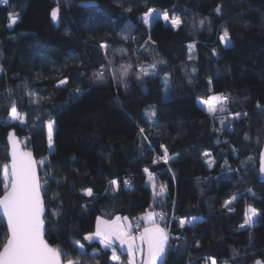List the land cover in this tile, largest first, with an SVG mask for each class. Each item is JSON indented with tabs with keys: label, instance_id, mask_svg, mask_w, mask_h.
<instances>
[{
	"label": "trees",
	"instance_id": "obj_1",
	"mask_svg": "<svg viewBox=\"0 0 264 264\" xmlns=\"http://www.w3.org/2000/svg\"><path fill=\"white\" fill-rule=\"evenodd\" d=\"M56 7L58 27L50 18ZM149 9L182 23L157 17L148 26ZM200 19L202 29L194 26ZM225 30L227 46L219 39ZM143 66L155 76L141 78ZM218 89L229 101L207 113L198 100ZM13 106L22 123L9 121ZM11 129L36 158L46 240L66 253L64 264H114L111 249L85 235L98 217L142 226L148 212L169 234L162 264H264V0L0 2V196ZM249 206L258 220L241 227ZM181 219L193 222L181 228ZM6 237L0 218V248ZM126 256L115 264H127Z\"/></svg>",
	"mask_w": 264,
	"mask_h": 264
},
{
	"label": "snow or ice",
	"instance_id": "obj_2",
	"mask_svg": "<svg viewBox=\"0 0 264 264\" xmlns=\"http://www.w3.org/2000/svg\"><path fill=\"white\" fill-rule=\"evenodd\" d=\"M0 2L7 3L8 0H0ZM152 9H149L147 13L143 14L144 23L150 22V13ZM221 11V6H217V12ZM165 21L169 20L167 12L163 16ZM18 17L10 13V20L12 24L17 22ZM53 21L57 20V10H52ZM182 23L181 19L176 17L171 19V26L176 28ZM203 20L200 21L202 25ZM220 41L227 46L231 43L229 39V32L225 30L220 36ZM215 54V53H214ZM101 67H104L103 65ZM155 68V65L152 66ZM144 76L150 75L146 69L140 70ZM195 71V69H193ZM128 74V69L125 68L119 73L120 81L123 83L125 77ZM97 80H103L104 74L97 72L95 74ZM115 78V74H114ZM140 77L138 76V79ZM65 81H61V84ZM214 101H220V110L223 111L226 104L229 101V97L224 95H216L210 98ZM209 113H215L217 106L215 104H208ZM12 119L23 120V116L17 113L16 107L11 108L10 113ZM155 115V112H152ZM239 113L235 114L234 118H238ZM224 123L223 121L221 122ZM143 132V129H141ZM53 125L51 122L48 124V142L52 144ZM11 171L9 166H4V180H5V192L3 197H0V209L3 211V216L7 219V238L0 248V264H61V253L57 248L50 247L43 239L42 233L44 231V220L41 218L43 212L42 201L40 197V190L42 185L39 183L35 162L31 158V153H22L17 151L15 144L12 150ZM168 162L167 150L165 149L164 156L161 157ZM261 172L264 173V153L261 154ZM145 172H148L145 169ZM151 179V173H149ZM112 185H116V181L113 180ZM129 182L125 181L127 185ZM165 187H160V194H163ZM155 194V193H154ZM87 195L91 196V189L87 190ZM230 203L226 202V205ZM258 215L257 209L249 206L245 213V221L241 227L252 226L255 223V218ZM153 213H148L144 219L151 225L145 227L144 231L138 238L130 237L129 228L126 225H122L119 221L120 218L116 217L113 221H104L97 218L96 231L93 234L84 237L85 240L91 241L94 237H99L100 242L105 247H110V241L113 237L118 239L120 243L127 244L128 255L130 258L134 257L136 251H140L144 255L142 256L141 264H162L164 257L167 254L169 234L165 229L161 228L153 218ZM195 219V218H193ZM192 220L181 219L179 221L180 227L183 228L186 225L192 224ZM139 239L140 244L137 245L136 240ZM78 243V242H77ZM83 249V245H79ZM146 247V252H145ZM114 260L118 259L113 250ZM67 264H79L78 261L68 260ZM132 264H135V260H132ZM212 264H216L213 259ZM256 264H261L257 261Z\"/></svg>",
	"mask_w": 264,
	"mask_h": 264
},
{
	"label": "rangeland",
	"instance_id": "obj_3",
	"mask_svg": "<svg viewBox=\"0 0 264 264\" xmlns=\"http://www.w3.org/2000/svg\"><path fill=\"white\" fill-rule=\"evenodd\" d=\"M163 16H164V14H160L158 11L153 10L152 13H150V22L147 23L146 25H148V26L151 25L152 21H153L155 18H157V17H161L165 24H169V23L171 24V19L168 20V21H165L164 18H163ZM143 21H144V20H143ZM200 21H201V19H200V20H196V23H195V25H194L196 28H198V29H202V28H204V27L207 26L206 20H203L204 23H203L202 25L200 24ZM222 44L225 46V44H224L223 42H222ZM228 45H229V44H228ZM188 57H189L190 60L195 59L194 45H192V44H190L189 47H188ZM142 68H143V69H146V70L150 73V75H148V76H144L143 73L140 71ZM138 75H139L141 78H145V77H153V76H155V71H154V69H153L152 67H150V66H143V67H140ZM162 82H163V83H166V86H167V80H166L165 78L162 79ZM220 86H221V85H220ZM216 95H221L219 89L216 90V92L213 90L212 94H211L207 99H199V100H198V104H199L200 107H202L207 113H209V111H208V104H209V103L215 104V105L217 106V110H218V108H219V107H218V103H219L220 101H214V100H211V99H210L211 97L216 96ZM167 96H168V90H167V87H166V88L164 89L163 98L166 99ZM153 111H154V106H153V105L148 106V107L146 108V110H145V117H146L149 121H151V114H152ZM210 114H212V113H210ZM9 121H10V122H14V123H22V122H23V120H14V119H12L11 115H10V117H9ZM49 122L52 123V125H53V129H54V124H53V122H52V121H49ZM49 122H47V123L45 124V130H46V136H47V146H48V149L51 150V146L49 145V142H48V124H49ZM2 179H3V183H4V189H5L4 169H3V173H2ZM257 212H258V211H257ZM148 213H149V212H148ZM148 213H144V214H142V216H141V219L144 221V225H143V227H142V226H139L140 221H137L135 218H131V219H130L128 216L119 217V218H120V221H119V222H120L122 225H126V226H128L130 237L138 238V237L140 236V234L144 231L145 227H150V226H151V225H150V224L144 219V217H145ZM150 213H152V212H150ZM153 214H154V213H153ZM154 217H155V215H154ZM98 218H100L101 220H104V221H113V220L116 219V217H115L114 219H112V220H106V219H103V218H101V217H98ZM155 219H156V217H155ZM257 220H258V215H257L256 218H255V223H254V225L256 224ZM136 222H137V223H136ZM96 224H97V219H96V222H95V228H94V231L91 232V233L86 234L85 236L95 233V231H96ZM157 224H158L161 228L165 229V228L161 225V223H157ZM243 224H244V223H243ZM243 224H242V225H243ZM140 225H141V224H140ZM252 226H253V225H252ZM244 227H248V226H244ZM134 231H136L137 233H134ZM165 231H166V229H165ZM93 240H99V241H100V238H99V237H94L91 241H93ZM86 241H88V240H86ZM91 241H89V242H91ZM100 243H101V242H100ZM109 243H110V245H111L110 247H105L104 245H102V246L104 247V249H111V260H112V263H114V264H115V263H120V260H121V259H120V253H123V254H127V256H126V263H127V264H132V260H133V259L135 260V264H141L142 256H143L144 254L141 253L139 250L136 251V252L134 253V257L130 258V256L128 255L127 244H123V245H122V244L120 243V241H119L118 239H116L115 237H113L112 240H111ZM136 243H137V245L140 244L139 239L136 240ZM79 245H80L79 243H76V247H77V249L80 250V251H83V249H81V248L79 247ZM113 250H115V254H116V256L118 257V259H115V260H114V259L112 258V257H113ZM145 252H146V247H145ZM65 264H67V262H66ZM158 264H159V262H158ZM205 264H212V261H210V262H206Z\"/></svg>",
	"mask_w": 264,
	"mask_h": 264
},
{
	"label": "water",
	"instance_id": "obj_4",
	"mask_svg": "<svg viewBox=\"0 0 264 264\" xmlns=\"http://www.w3.org/2000/svg\"><path fill=\"white\" fill-rule=\"evenodd\" d=\"M94 2H89V1H84V2H80V5L82 6H89V5H93ZM57 10V20L56 21H53L52 19V11H51V14H50V18L52 20V22L54 23V25L56 27L59 26V22H60V18H59V9L56 7L54 8ZM6 144H7V158H8V162H7V165L9 166V171H11V160H12V150H13V145L15 144V148L17 149V151L19 152H22V153H31V158L32 160L35 162V168H36V175H37V178H38V181L40 183V177H39V172H38V166H37V162H36V158L34 156V153L25 148L23 145H22V142L20 140V138L18 137V135L15 133V130L14 129H11L9 130L8 134H7V138H6ZM264 153V142L262 144V147H261V151H260V156H259V169H261V154ZM260 174L262 176V179L264 180V173L261 172L260 170ZM41 184V183H40ZM5 192V190H4ZM4 192L1 194L0 197H3L4 195ZM40 197H41V201H42V207H43V212L41 214V218L44 220V216H45V213H46V210H45V205H44V198L42 196V191L40 190ZM0 218L3 222V224L5 225V228H6V232H8V228H7V219L6 217L3 216V211L2 209H0ZM45 222V221H44ZM42 236H43V239L45 240V242L50 246V247H53L51 246L48 241L46 240V225L44 223V231L42 233ZM7 238V237H6ZM2 248V247H1ZM54 248V247H53ZM60 261H61V264H64L63 260H62V255L60 257Z\"/></svg>",
	"mask_w": 264,
	"mask_h": 264
},
{
	"label": "crops",
	"instance_id": "obj_5",
	"mask_svg": "<svg viewBox=\"0 0 264 264\" xmlns=\"http://www.w3.org/2000/svg\"><path fill=\"white\" fill-rule=\"evenodd\" d=\"M150 213V212H149ZM154 219H155V217H153ZM141 221H142V224L144 225V221L141 219ZM143 225H142V227H143ZM93 241H97V242H99L100 243V241L99 240H93ZM100 245L102 246V244L100 243ZM102 248H104L103 246H102Z\"/></svg>",
	"mask_w": 264,
	"mask_h": 264
},
{
	"label": "built area",
	"instance_id": "obj_6",
	"mask_svg": "<svg viewBox=\"0 0 264 264\" xmlns=\"http://www.w3.org/2000/svg\"><path fill=\"white\" fill-rule=\"evenodd\" d=\"M137 223V222H136ZM139 226H140V224H139ZM134 233H137L136 231H134Z\"/></svg>",
	"mask_w": 264,
	"mask_h": 264
},
{
	"label": "bare ground",
	"instance_id": "obj_7",
	"mask_svg": "<svg viewBox=\"0 0 264 264\" xmlns=\"http://www.w3.org/2000/svg\"><path fill=\"white\" fill-rule=\"evenodd\" d=\"M166 217V216H165Z\"/></svg>",
	"mask_w": 264,
	"mask_h": 264
}]
</instances>
